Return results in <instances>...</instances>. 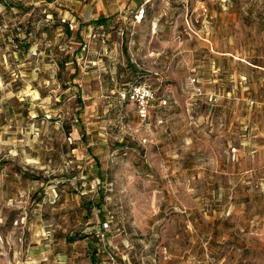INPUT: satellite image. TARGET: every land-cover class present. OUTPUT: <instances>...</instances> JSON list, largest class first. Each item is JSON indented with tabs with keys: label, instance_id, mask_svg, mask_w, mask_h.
Returning a JSON list of instances; mask_svg holds the SVG:
<instances>
[{
	"label": "rangeland",
	"instance_id": "obj_1",
	"mask_svg": "<svg viewBox=\"0 0 264 264\" xmlns=\"http://www.w3.org/2000/svg\"><path fill=\"white\" fill-rule=\"evenodd\" d=\"M90 1L0 0V264H264V0Z\"/></svg>",
	"mask_w": 264,
	"mask_h": 264
},
{
	"label": "crops",
	"instance_id": "obj_2",
	"mask_svg": "<svg viewBox=\"0 0 264 264\" xmlns=\"http://www.w3.org/2000/svg\"><path fill=\"white\" fill-rule=\"evenodd\" d=\"M82 15L84 16L83 21L96 20V0H91L90 4L88 3L84 5V8L82 10Z\"/></svg>",
	"mask_w": 264,
	"mask_h": 264
},
{
	"label": "trees",
	"instance_id": "obj_3",
	"mask_svg": "<svg viewBox=\"0 0 264 264\" xmlns=\"http://www.w3.org/2000/svg\"><path fill=\"white\" fill-rule=\"evenodd\" d=\"M96 24L100 25V24H102V21L99 19V20L96 21Z\"/></svg>",
	"mask_w": 264,
	"mask_h": 264
},
{
	"label": "built area",
	"instance_id": "obj_4",
	"mask_svg": "<svg viewBox=\"0 0 264 264\" xmlns=\"http://www.w3.org/2000/svg\"><path fill=\"white\" fill-rule=\"evenodd\" d=\"M143 114L142 115H144L145 113L144 112H142Z\"/></svg>",
	"mask_w": 264,
	"mask_h": 264
}]
</instances>
